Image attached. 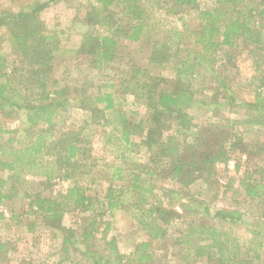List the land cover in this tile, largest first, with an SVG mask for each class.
<instances>
[{
  "label": "trees",
  "instance_id": "trees-1",
  "mask_svg": "<svg viewBox=\"0 0 264 264\" xmlns=\"http://www.w3.org/2000/svg\"><path fill=\"white\" fill-rule=\"evenodd\" d=\"M59 1H35L31 7L17 12H0V31L7 33L13 60L9 63L7 57L0 54V114L21 120L19 137L25 139L23 145L15 146L16 137L4 140L1 134L6 132L0 130V173H7L11 181L5 188L6 180L0 178V205L17 193L15 183L22 176L42 178L41 184L44 185L52 180L69 181L71 187L64 195L44 198L36 194L27 204L28 217H40L45 225L58 232L64 260L70 264H152L155 259L150 251L153 242L165 239L167 227L178 226L180 223L176 221L182 219L178 213L157 207L159 203L153 204L148 199L147 193L153 191L152 177L166 173L165 178L169 177L184 187L195 184L196 178L207 183L216 163L238 158L241 152H247L248 159L264 152L261 143H255L247 151V145L235 127L241 123L239 120L224 118L202 127L195 125L194 117L188 113L197 93L193 84L196 77L204 80L213 76L212 83L216 87L208 98L210 106L218 109L237 103L227 95L224 79L217 76L210 66L216 65L220 58L229 60V53L241 44L243 51L248 49L255 71L261 74V78L256 73L251 77L255 92L264 88V0H215V7L206 10L199 9L196 0H159L163 6L158 9L166 14L178 15L188 8L200 23L196 29L171 27L167 41L151 43L148 63L165 68L178 51L181 52L183 40L190 41L194 46L191 49L196 53L192 55L187 49L185 56L178 57L179 61L172 66L171 78L170 75L155 74L130 57L127 69L107 86L98 83L104 79L106 68L118 59L120 42H140L145 28L154 26V22L140 6L141 0H88L87 6L80 8L83 12L77 16L88 30L74 54L88 62L87 73H91L92 78L86 81L78 79L83 82L71 90L70 85L58 87L52 61L54 53L61 48V41L40 17L45 8ZM50 76H54L51 81ZM260 97L261 93H256L255 101L245 103L248 111H261L260 121L244 123L263 124L264 107L261 110V104L264 99L259 100ZM128 98L132 104L147 110L145 123L135 124L131 119L138 113L123 109L121 103L127 102ZM69 108L81 112L82 123L61 130L55 136L59 119ZM95 126L110 129L109 140L115 139L114 146L121 156L125 155L122 147L127 149L135 145L131 141L133 135L141 138L135 146L144 147L148 155L150 166H145L144 173H140L146 179H142L139 173H132L129 177L130 186L137 193L136 205L148 206L139 209L137 218L147 241L138 244L130 255L121 254L113 239L105 241L108 223L99 240L104 241L103 245H95L98 220L84 219L78 234L61 223L69 208L96 217L97 205L100 210L112 212L123 202L122 192L117 188L108 186L101 197L94 199L86 195L80 183L82 179L91 178L92 174L94 177L98 167L99 159L93 153L89 135ZM257 169L256 177L244 173L240 185L245 196L251 200L258 199L264 205V164ZM121 172V168L114 167L110 180ZM214 218L219 225L186 224L172 245L180 246L186 253L195 250L198 255L206 257L204 264H264V223L251 230L252 238L241 241L230 231L220 229L224 222L230 225L240 222L241 213L215 211ZM5 220L0 212V221ZM34 225V222H28V230L32 231ZM107 247L111 255L102 259L105 252L101 249ZM71 250L86 261H71ZM7 253L6 244L0 239V255L6 257Z\"/></svg>",
  "mask_w": 264,
  "mask_h": 264
},
{
  "label": "rangeland",
  "instance_id": "rangeland-1",
  "mask_svg": "<svg viewBox=\"0 0 264 264\" xmlns=\"http://www.w3.org/2000/svg\"><path fill=\"white\" fill-rule=\"evenodd\" d=\"M35 1L46 2L48 0H0V12L13 11L17 12L20 9L29 8ZM88 0H60L49 7L45 8L40 17L49 30L55 31L61 41V48L53 55V65L55 77L58 79V87L70 85V90L74 87H79L85 79H91L92 74L87 73L88 62L76 58L74 51L79 46L82 36L87 32L88 28L80 21L78 14L82 13V6H87ZM199 9L206 10L215 7V0H196ZM140 6L145 9L146 14L154 26L145 28L143 38L138 43H129L122 40L118 46V59L110 67L106 68L103 80L99 85H109L118 79L121 71L127 69L128 59L132 57L136 64L144 68L152 69L155 74L162 76H173L172 66L179 61L178 57L185 56L188 49L193 55L196 53L194 46L188 40L182 41L180 51L177 56H174L170 64L165 68H160L156 65L148 63V55L151 43L154 41H167L168 31L171 27L183 30L184 28L196 29L200 23L196 15L185 8L180 14L168 15L163 10L158 9L163 6L159 0H141ZM7 33L4 30L0 31V54L5 55L10 62V47L6 40ZM244 46L239 45L231 54L230 59L220 58L214 68L216 75L220 76L225 81L227 95L236 99L237 103L234 106L228 104L218 109L215 106H210L212 89L216 84L212 83V78L208 76L203 80L196 77L193 81L197 91L194 96L195 100L191 108L188 109L194 117L193 123L204 127L206 124H212L220 119H236L241 123L236 124V130L240 131L242 141L247 145L249 152L255 143L264 145V120L263 124H247L245 121L256 120L261 111L250 112L245 103L255 101V94L261 93L259 100L264 99V88L260 92H255V84H252L251 77L261 74L256 70L252 63V57L248 53V49L242 50ZM263 67V66H262ZM261 67V68H262ZM261 71L260 68H258ZM206 72V71H205ZM126 77V74H124ZM95 78H98L97 76ZM54 79L50 76L49 81ZM78 79H82L78 81ZM113 81V82H112ZM251 83V84H250ZM94 91V90H92ZM223 93V91H222ZM227 97V96H225ZM131 98L127 102H122L125 111H135L138 114L134 115L131 120L139 125L147 120V110L143 107L132 104ZM202 100L206 102L202 103ZM208 100V101H207ZM264 107V101L261 104V110ZM251 117H250V115ZM264 114V113H263ZM264 117V116H263ZM83 116L81 112L75 109H68L59 119V125L54 131L56 136L59 131L73 128L82 123ZM21 120L10 119L0 114V130L6 132L1 134L5 140L8 137H16L15 146L23 145L25 139L19 137L21 133ZM89 132L92 137L93 153L98 160L96 174L91 178L82 179L80 182L85 188L86 195L93 197H101L108 186L119 189L122 192V204L118 209L112 212L100 210L96 207L97 216L90 213L69 208L62 217V226L73 229L77 234L82 230L84 219L98 220V232L95 234V245H103L104 241H99L101 232L105 224H109V230L105 241L113 239L119 252L123 255H130L135 247L147 241L146 234L142 231L137 218L140 216L139 209L148 207L145 205H136V191L130 186L129 177L132 173H141L145 171V166H150L148 155L144 147H137L141 138L138 135H133L131 141L135 144L123 148L124 156H121L114 146L115 139L109 140L110 129L104 126H95ZM13 131H18L11 134ZM189 140V139H187ZM2 143V141H0ZM264 151V148L262 152ZM258 152V151H255ZM264 164V152L254 154L248 159L247 152L238 154V158H231L226 163H216L212 177L207 183H202L196 178L195 184H190L184 187L179 182L171 178H165L166 173L152 177V193H147L148 199L157 207L172 210L178 213L182 219L178 226L167 227V237L162 240L154 241L150 251L154 254L152 264H204L206 257L198 255L195 250H181L180 246L172 245L176 237H180V232L183 226L188 223L193 224H211L219 225V221L214 218L215 211H237L241 213L240 222L235 225H230L228 222L220 225L223 231H230L232 235L239 238L241 241H246L252 238L251 230L259 227L264 223V205L258 199L251 200L247 196L240 185L244 178V173L252 174L256 177L258 167ZM239 166V170L236 167ZM114 167L122 169L119 176L110 180V176ZM141 175V174H140ZM197 174L194 175V177ZM142 179L146 177L142 174ZM0 178L6 180L5 188L10 186L11 181L7 173H0ZM164 178V179H163ZM42 178H34L33 176H22L19 182L15 183L17 193L10 199L4 200L0 205L2 212L7 220L0 221L1 241L6 244L8 253L6 257L0 255V264H21L22 262H30L31 264H70V261L64 260V254L60 249V236L56 230L44 224L39 217L32 218L27 216V204L30 197L40 194L42 197L56 198L59 195H64L71 182L52 180L47 185L41 184ZM146 186V185H145ZM147 186L148 183H147ZM151 186V185H150ZM149 186V187H150ZM158 200V202H157ZM206 209L208 212H206ZM156 214V213H154ZM154 216V215H153ZM34 222L32 231L27 228L28 222ZM261 223V224H260ZM86 225V224H85ZM264 237V235H263ZM183 247V245H182ZM100 249L99 246H96ZM105 252L102 259H106L111 255L110 249H101ZM71 261H83L82 256L79 257L76 251H70ZM80 260V261H79ZM125 261H122L124 263ZM104 264V262H101Z\"/></svg>",
  "mask_w": 264,
  "mask_h": 264
}]
</instances>
